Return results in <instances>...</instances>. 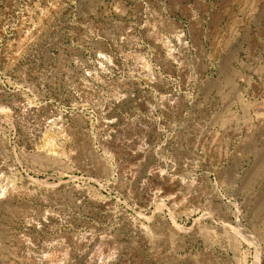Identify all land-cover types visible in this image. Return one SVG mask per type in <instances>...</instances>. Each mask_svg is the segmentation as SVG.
<instances>
[{
	"label": "rangeland",
	"instance_id": "1",
	"mask_svg": "<svg viewBox=\"0 0 264 264\" xmlns=\"http://www.w3.org/2000/svg\"><path fill=\"white\" fill-rule=\"evenodd\" d=\"M0 264H264V0H0Z\"/></svg>",
	"mask_w": 264,
	"mask_h": 264
}]
</instances>
